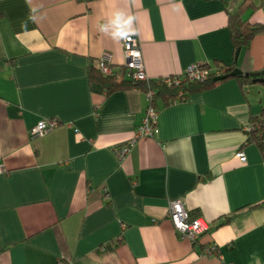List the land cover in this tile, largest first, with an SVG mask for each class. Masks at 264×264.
Instances as JSON below:
<instances>
[{"label": "crops", "instance_id": "0c3cea01", "mask_svg": "<svg viewBox=\"0 0 264 264\" xmlns=\"http://www.w3.org/2000/svg\"><path fill=\"white\" fill-rule=\"evenodd\" d=\"M243 1L0 0V264H264V149L247 129L264 82L234 75L157 99L158 132L134 138L146 93L90 76L105 52L115 70L126 62L98 30L117 10L135 17L149 78L215 59L260 70L264 31L235 58L229 14ZM250 2L243 18L264 24V0ZM178 199L207 226L194 244L170 222Z\"/></svg>", "mask_w": 264, "mask_h": 264}, {"label": "trees", "instance_id": "16d2710c", "mask_svg": "<svg viewBox=\"0 0 264 264\" xmlns=\"http://www.w3.org/2000/svg\"><path fill=\"white\" fill-rule=\"evenodd\" d=\"M250 3V0H244L236 9V11L230 12L229 14V26L231 29V36L234 43L235 52L238 47L242 48L248 46L255 35L264 31L263 23L248 22L243 18V15L249 8ZM198 66L200 68L209 69V73L203 79L196 77L191 78L185 71L181 74L170 75L169 81H166L164 76H160L158 78L135 80L132 77L128 66L125 64L119 67L118 70H115L114 68L113 73L105 74L100 70L96 59H94L90 64V76L95 80L101 81L104 87L107 89V92L133 86L142 89L145 93L150 89H153L155 94L153 95L151 102L158 109V107L155 105L157 99H161L164 104H169L175 100L186 98L188 93L208 89L214 86L216 83L234 76L231 72L235 67H237V64L226 63L219 59H215L214 63H201ZM218 75H221L222 78L216 79V76ZM241 76L248 77L247 75ZM177 77L179 78L178 83L175 82ZM260 118V120L257 118L252 119V121L256 124L260 123L261 125L251 131V134L264 149V140L259 136V133L264 130V109L260 115ZM260 205L264 207V201H262Z\"/></svg>", "mask_w": 264, "mask_h": 264}, {"label": "built area", "instance_id": "2783aa9c", "mask_svg": "<svg viewBox=\"0 0 264 264\" xmlns=\"http://www.w3.org/2000/svg\"><path fill=\"white\" fill-rule=\"evenodd\" d=\"M123 47L126 55L125 65L128 66L132 77L135 80L149 79L145 71L141 41L138 34L132 35L127 40H124ZM95 59L100 70L103 73H113L114 67L112 65L111 54L109 52H105ZM198 65L199 64H190L187 67L186 72L188 73L189 77L203 79L207 76V74L209 73V69L200 68ZM164 78L166 81L170 80V76H165ZM175 82H179L178 77L175 79ZM154 94L155 91L153 89H150L148 92H146V98L149 101V104L146 109L145 117L138 125L134 138L140 135H154L156 132H158L156 122L158 109L151 102ZM59 123L60 121L56 117L41 119L33 127L30 128V135L32 137L42 135L55 128L57 125H59ZM260 125V123L256 124L255 122L251 121L247 126L248 132L253 131ZM259 136L264 140V130L259 133ZM131 144L132 143L127 142L115 146L114 150L120 160H122L127 155L128 151L130 150ZM237 156L241 161L247 160V154L243 149L237 152ZM1 170H3L2 164L0 165V171ZM169 219L175 231L178 232V234L182 238L188 239L192 244L197 241L200 235L207 228L206 224L202 221L201 218L191 217L190 211L186 208L185 202L180 199L174 200L170 203ZM216 253H218V247L216 245H211L204 250L205 255H212Z\"/></svg>", "mask_w": 264, "mask_h": 264}, {"label": "clouds", "instance_id": "9594fccd", "mask_svg": "<svg viewBox=\"0 0 264 264\" xmlns=\"http://www.w3.org/2000/svg\"><path fill=\"white\" fill-rule=\"evenodd\" d=\"M35 11L33 9V12ZM134 22L135 17L133 15L117 10L105 23L98 25V30L109 36L113 41H124L130 36L138 34Z\"/></svg>", "mask_w": 264, "mask_h": 264}, {"label": "water", "instance_id": "95a60500", "mask_svg": "<svg viewBox=\"0 0 264 264\" xmlns=\"http://www.w3.org/2000/svg\"><path fill=\"white\" fill-rule=\"evenodd\" d=\"M241 51V47H238V49L236 50L235 53V58L238 59V56L240 54ZM233 75H242L243 73L247 76H252L254 77L255 80H259V81H263L264 82V68L260 69V70H254V71H248V72H244L241 68L239 67H235L232 72ZM222 78L221 75L216 76V79H220Z\"/></svg>", "mask_w": 264, "mask_h": 264}]
</instances>
